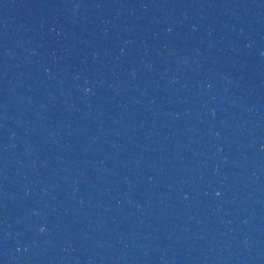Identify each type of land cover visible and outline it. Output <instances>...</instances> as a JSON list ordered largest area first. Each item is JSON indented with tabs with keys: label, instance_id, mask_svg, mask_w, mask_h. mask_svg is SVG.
Returning <instances> with one entry per match:
<instances>
[{
	"label": "water",
	"instance_id": "95a60500",
	"mask_svg": "<svg viewBox=\"0 0 264 264\" xmlns=\"http://www.w3.org/2000/svg\"><path fill=\"white\" fill-rule=\"evenodd\" d=\"M0 264H264V0H92Z\"/></svg>",
	"mask_w": 264,
	"mask_h": 264
}]
</instances>
